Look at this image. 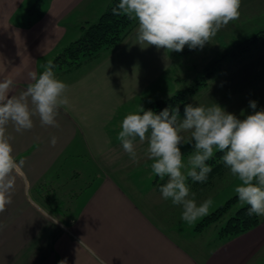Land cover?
I'll use <instances>...</instances> for the list:
<instances>
[{
  "label": "crops",
  "instance_id": "obj_1",
  "mask_svg": "<svg viewBox=\"0 0 264 264\" xmlns=\"http://www.w3.org/2000/svg\"><path fill=\"white\" fill-rule=\"evenodd\" d=\"M111 1L0 0V82L13 81L9 94L25 91L29 73L39 76ZM37 2L43 14L29 13ZM239 13L218 31L220 38L243 41L264 29V0H241ZM137 27L95 59L70 70L53 69L68 85L69 103L59 110L57 127L42 126L38 116L30 130L8 125L17 166L8 177L11 203L0 213V264H264V217L227 237L219 235L218 225L198 230L206 215L188 224L181 207L162 198L159 188L168 178L152 172V161L144 156L147 142L137 138L134 163L118 141L123 118L166 97L163 82L177 58L200 49L186 45L170 52L140 45ZM177 80L174 74L167 82ZM222 82L215 75L203 94ZM239 88L232 85L237 95L226 105L239 103ZM209 99L217 104L223 96L216 92L190 104ZM81 178H86L82 186ZM187 184L197 204L206 200L207 185Z\"/></svg>",
  "mask_w": 264,
  "mask_h": 264
},
{
  "label": "clouds",
  "instance_id": "obj_2",
  "mask_svg": "<svg viewBox=\"0 0 264 264\" xmlns=\"http://www.w3.org/2000/svg\"><path fill=\"white\" fill-rule=\"evenodd\" d=\"M241 0H119L113 15L136 20L138 44L155 46L170 52L203 48L218 31L238 19ZM52 61L37 76L29 73L31 83L19 96H11V79L0 82V213L11 203L8 181L17 166L7 127L17 132L33 128V117L42 126L57 127L59 110L68 105V85L56 78ZM252 114L240 119L218 104L165 108L159 114L140 108L127 114L117 139L134 163L139 162L135 142H147L144 156L152 161L151 170L167 182L159 191L164 200L182 209L181 219L188 224L208 214L211 199L197 204L190 192L188 178L203 183L212 171L207 163L216 151L239 184L234 188L240 204L247 205L249 215L264 217V109L257 111L250 101ZM188 133L192 153L184 161L181 145ZM55 145L56 138L51 139ZM186 170V171H185ZM60 264H66L61 261Z\"/></svg>",
  "mask_w": 264,
  "mask_h": 264
},
{
  "label": "trees",
  "instance_id": "obj_3",
  "mask_svg": "<svg viewBox=\"0 0 264 264\" xmlns=\"http://www.w3.org/2000/svg\"><path fill=\"white\" fill-rule=\"evenodd\" d=\"M118 2L119 0H112L96 22H87L81 27V36L66 45L52 60L54 68L59 70L76 68L86 61L95 59L101 52L115 48L131 34L138 23L136 20H130L126 16L113 15L112 9L116 7ZM36 5L28 10L29 13H33L36 10L39 14H43V10L39 8L40 2H37ZM258 40H262L264 44V29L239 42L232 50H227L221 56L213 59L207 72L195 84L171 96L152 101L144 110H152L159 114L165 108H178L180 114H183L185 105L190 104V95H194L199 88L210 84L217 70L220 69L224 58L228 56L237 57L248 52ZM222 155L223 153L216 151L214 156L207 161L212 171L208 174L205 182H194L191 178H188L192 187L211 184L216 177L221 176L225 172L226 167L221 160ZM238 201L237 195H234L219 208L202 218L196 228L201 230L206 226L216 224L219 226V235L227 237L240 234L258 225L262 216L249 215V206L247 205H241L236 211L231 212V209Z\"/></svg>",
  "mask_w": 264,
  "mask_h": 264
},
{
  "label": "rangeland",
  "instance_id": "obj_4",
  "mask_svg": "<svg viewBox=\"0 0 264 264\" xmlns=\"http://www.w3.org/2000/svg\"><path fill=\"white\" fill-rule=\"evenodd\" d=\"M97 14H99V10L96 11L97 17L94 20H97ZM226 36L228 35L223 34L222 38H220L216 34L210 43L205 44L202 49L200 48L190 54L177 58L173 73L168 75L163 82L167 83L162 86L163 90L168 91L167 94L171 96L195 84L207 72L209 64L213 59L221 56L227 50H232L241 42L236 37H231L230 39ZM174 74L180 80L167 82L171 79V75ZM216 76L223 78V82L219 88L207 94H203L206 92L203 90L204 87L199 88L196 96H194L196 93L190 95L192 103L196 104L198 101L204 99V97L206 98L217 92L218 95L223 96L221 101L219 100L220 98L218 99L217 104L225 111L235 114L240 119L252 114L253 109L249 106L250 101L256 102L257 111L264 109V44L262 40L256 41L248 52L240 56H228L224 58L221 68L217 70ZM246 79L250 80L244 83ZM237 84L240 86L238 90L239 103L226 105L233 93V96L237 95L235 94L236 91H231L232 85L235 87ZM167 85L168 88L166 87ZM201 90H203L201 92L202 94L199 93ZM167 94L166 97H168ZM211 102L209 99L203 106H210L212 104ZM180 116L183 118V115ZM184 136L185 142L181 145V151L184 154V161L187 163V159L193 149L191 144L188 143L190 138L189 134L185 133ZM85 179L81 178L80 185L84 183ZM237 184H239V181L231 175L230 170L226 167L225 172L221 176L216 177L211 184L207 185L209 189L206 200H212L209 211L216 210L228 199L236 195L234 188ZM240 206L241 204L238 201L231 209V212L236 211Z\"/></svg>",
  "mask_w": 264,
  "mask_h": 264
}]
</instances>
